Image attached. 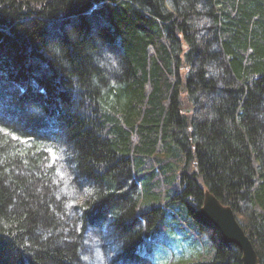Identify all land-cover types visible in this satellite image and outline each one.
I'll use <instances>...</instances> for the list:
<instances>
[{
  "label": "trees",
  "instance_id": "trees-1",
  "mask_svg": "<svg viewBox=\"0 0 264 264\" xmlns=\"http://www.w3.org/2000/svg\"><path fill=\"white\" fill-rule=\"evenodd\" d=\"M206 191L264 264V0H0V264H242Z\"/></svg>",
  "mask_w": 264,
  "mask_h": 264
},
{
  "label": "water",
  "instance_id": "water-1",
  "mask_svg": "<svg viewBox=\"0 0 264 264\" xmlns=\"http://www.w3.org/2000/svg\"><path fill=\"white\" fill-rule=\"evenodd\" d=\"M201 214L220 231L225 242L239 247L242 252V264H259L252 243L236 220L231 207L223 205L206 191Z\"/></svg>",
  "mask_w": 264,
  "mask_h": 264
},
{
  "label": "rangeland",
  "instance_id": "rangeland-1",
  "mask_svg": "<svg viewBox=\"0 0 264 264\" xmlns=\"http://www.w3.org/2000/svg\"><path fill=\"white\" fill-rule=\"evenodd\" d=\"M75 187L71 185L74 190ZM157 234L156 239L145 241L138 248L141 254L150 257L155 264H184L197 253L194 239L198 240V237H188L183 231L170 230L166 225Z\"/></svg>",
  "mask_w": 264,
  "mask_h": 264
},
{
  "label": "bare ground",
  "instance_id": "bare-ground-1",
  "mask_svg": "<svg viewBox=\"0 0 264 264\" xmlns=\"http://www.w3.org/2000/svg\"><path fill=\"white\" fill-rule=\"evenodd\" d=\"M56 28L57 29H60V28H62L61 27V25L60 24H58L57 26H56ZM202 31H203V33L204 34H207V33H209V29H205V28H202L201 29ZM208 31V32H207ZM209 35V34H208ZM121 47V46H120ZM118 48H119V44H118V42H116V40H108V42H107V46H106V50H109V51H116V50H118ZM213 48V50L214 51H216V52H218L219 51V48L218 47H212ZM107 58H109V60L111 61V62H113L112 60V58H110V57H107ZM115 60V59H114ZM119 63V62H118ZM107 228H109V229H111L110 227H107ZM157 236H158V234H156L155 236H153L152 238L154 239H156L157 238ZM102 249V248H101ZM100 249V250H101ZM97 250V249H96ZM95 252V251H94ZM202 251H199V253H201ZM101 257V256H100ZM95 261L98 263V261H100V264H107V259H103V258H99V256L98 257H96L95 258Z\"/></svg>",
  "mask_w": 264,
  "mask_h": 264
},
{
  "label": "snow or ice",
  "instance_id": "snow-or-ice-1",
  "mask_svg": "<svg viewBox=\"0 0 264 264\" xmlns=\"http://www.w3.org/2000/svg\"><path fill=\"white\" fill-rule=\"evenodd\" d=\"M51 151V150H50Z\"/></svg>",
  "mask_w": 264,
  "mask_h": 264
}]
</instances>
